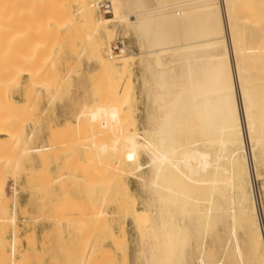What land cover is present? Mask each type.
Segmentation results:
<instances>
[{
    "label": "bare ground",
    "instance_id": "1",
    "mask_svg": "<svg viewBox=\"0 0 264 264\" xmlns=\"http://www.w3.org/2000/svg\"><path fill=\"white\" fill-rule=\"evenodd\" d=\"M4 1L0 0V150H3V145L6 142H10L5 144L7 146L17 145L20 142L18 126L20 108L18 102L15 101L17 91L12 90L13 82L21 77L26 66L30 70L26 69L24 72L29 70L26 75L32 82L36 76L37 79L39 76L45 78L44 75L48 76L49 73L47 71L49 68L46 70V66L51 60H46V56L42 53L45 48L42 44L43 40L40 39L41 37L37 39L36 36L43 26V20L41 22L40 18H37L38 15L36 17L35 13L39 11L37 8L45 4L48 5L45 8L52 10L51 12H54L55 15L57 11L52 8L53 3L47 2L51 0H21L18 2L21 6L17 4L20 9L18 8L17 20L15 19L12 28L13 30L14 27H17V30L12 34L14 37L10 34L13 42H7L10 31L6 29L7 20H2L1 17L4 16L2 14L8 15L14 10L11 9L13 7L11 6L9 9L11 13L4 11ZM53 1L56 2V0ZM75 1L79 4L76 12L79 15L78 19L88 30L86 49L96 57L97 65L105 64L110 69L119 71L116 77L131 72L133 56H125V47L123 46L122 54L117 58L113 57L111 47H109L111 42H109L108 32L113 36L114 30L119 24H122L124 29L131 30L137 44L139 45L141 42L145 50L142 61L147 72V78L145 77L147 86L144 89L147 95V102L145 101L147 124L141 134L137 131L140 136L133 135L135 138L132 136L127 139L125 145L120 148L121 152H129L135 156L143 151L148 157L147 165L144 168L138 160L131 163L132 174L136 175V179L139 178L138 181L143 187L145 186L147 195L141 210L133 205L129 214L131 215L129 218L132 220L133 217L134 220L132 221L134 224H132L135 228L140 229L137 244L138 264H182L185 262L189 232L188 226L183 221L189 218L195 221L202 236L198 246L200 257L197 262V264H202L204 262L203 241L209 228L212 227L209 223H214L215 214L216 222L230 224L229 242H233L239 263L244 264V261L236 237L237 227L245 230L246 250L253 263L264 264V225L262 229L257 208L258 198L253 189V181L260 178L257 164L260 157L264 155V0H247L241 8L244 12L239 19L235 15L240 12L238 11L240 8L236 6L239 0H107L110 3V9L113 10V17L104 18L101 16L99 19H96V14L92 11V0ZM51 5L53 6L51 7ZM15 7L16 5L13 8ZM45 8L42 6L43 10ZM65 8L69 10V7ZM36 9L37 12L27 11ZM56 9H59L57 5ZM66 12L67 10L63 12L64 15ZM12 14L10 16H13ZM130 16L134 17V21L130 20ZM260 21H262V26L258 25ZM7 23H10V19ZM11 24L13 25V22ZM77 25L79 26V24ZM22 28L27 30V33L22 35L24 40L19 35V30L22 31ZM77 28L79 30V27ZM26 30L24 31L26 32ZM53 36L55 37V35ZM49 37V40L52 39ZM77 37L79 36L77 35ZM7 43L10 44V50L13 49L11 55ZM25 49L26 51H24ZM169 50L177 52L172 53L168 61H164V55L168 54ZM12 52L16 54L14 55ZM37 73L39 74L37 75ZM52 76L50 75V77ZM142 79L144 78L142 77ZM102 100L100 102L104 103ZM123 100L125 99L123 98ZM101 103L91 106L97 115L94 119H106L110 113V107ZM119 108L117 109L120 110L121 108ZM117 109L115 113H118ZM82 123L84 130L95 131L87 137L88 141L94 135L101 139L100 136L107 137L106 135L110 133L106 120L94 121L90 116H87ZM67 130L64 131L67 132ZM2 138H6L4 139L6 142ZM30 138L31 136L27 137V142L28 139L31 141ZM109 140L110 143L107 145L111 146L110 148L105 145L107 141H104V144L88 142L78 157L94 163L98 159L97 156L101 158V154L105 151L108 153L110 150V153L114 152V157H112L115 158L118 152L116 137ZM67 141L62 142V145H68L70 148L73 142L68 144ZM27 144L25 143V146ZM19 146L17 147L19 151H16L25 159L24 163L26 164L31 163L33 155L38 154L39 156L40 154L42 157V154L53 149V146L38 148L24 146L19 148ZM65 148L69 149L67 146ZM76 154L78 153L76 152ZM70 156L72 157V155ZM43 160L46 163L49 162V159L48 161H45V158ZM1 162L2 160L0 164ZM13 162L14 169L20 172L24 163L21 164L22 166L19 163L23 161L16 158ZM3 163H5L4 160ZM3 166L6 168V165ZM42 172L45 174L44 171L40 173ZM40 175L38 174V177ZM2 181L0 177V264L7 262L14 264L17 248L15 245L19 240L12 232L9 256L7 257L3 246L6 226L3 228L2 224L15 222V206L12 207L10 216L5 182ZM213 184L216 185L214 193L207 194V190ZM64 187L66 188V186ZM262 189L264 191V187ZM195 190L203 194L200 199L193 200ZM11 192V196H15L16 190ZM257 196L259 197V195ZM65 197L61 196L59 206L68 208L72 203L71 206H76V208L74 207L75 211L78 208L81 209L78 210V213L83 211V200L81 202L77 200L82 204L79 207L76 200L67 203ZM89 203L91 204V202ZM66 204L68 206L65 207ZM94 206L97 205L94 204ZM93 212L94 210H90L86 215H84L85 212L80 215L85 227L90 229L93 228L96 221L92 220L93 214H101L100 211V214ZM119 214L118 211L115 212L117 219H119L117 217ZM101 216L99 219L102 218ZM96 226L98 227V225ZM107 233L112 234L111 231ZM110 236L108 235V237ZM111 241L114 243L113 236ZM228 249L229 247H224L223 252L226 254Z\"/></svg>",
    "mask_w": 264,
    "mask_h": 264
},
{
    "label": "rangeland",
    "instance_id": "2",
    "mask_svg": "<svg viewBox=\"0 0 264 264\" xmlns=\"http://www.w3.org/2000/svg\"><path fill=\"white\" fill-rule=\"evenodd\" d=\"M20 1L21 0H5L3 3V6L5 4V9L3 8V10L13 13H11L13 16H10L11 14L7 12L8 15H6L3 11L5 14H2V16L4 15L6 17L5 19L4 16L1 17L2 20H7V22L10 19L9 24L5 21L6 29L10 31L8 32L9 36L10 34H14L13 32L17 30V27H14L13 30L12 28L17 20V12H19L20 9L19 5L21 6L18 2ZM96 1L97 0L91 1V5H93L91 8L94 14H96V19H99L102 15H99L96 10L94 5ZM239 1L236 3V6L240 8L238 10L240 12L235 14L237 19H239L242 12H244L241 8L246 4L247 0ZM10 2H14V4L11 5ZM47 2L53 3L54 6L51 5V7L53 6L52 8H54L55 11L57 10L56 15L54 12H51L52 10H48L49 8L46 9L45 7L48 5L46 6L45 4H42L43 8H45L44 10L42 6H40L37 8L39 11L37 9L27 11L30 13L38 11L40 15L38 12L35 13L36 17L38 15L37 18H40L39 20H41V22L43 20V26L39 30L40 33H36V36L38 37L37 39L41 37L40 39L43 40L42 44L45 48L42 53L46 56V60H51L48 64L49 66H46V70L47 68L50 70H47L49 73L47 74L48 76L44 75L45 78L39 76V78H43H40L41 80L39 78L37 79L35 73L36 77L32 82L26 75L30 70L29 67L26 66L27 68L25 67L24 71H26V69L29 70H27V72L23 71L21 77L18 78L19 80L16 79V81L13 82L14 85L12 86V90L17 91L15 101L18 102V107L20 108V121L18 122L20 128V142L17 145L12 144V146H15L13 148L10 144V148L9 145H5L7 142L4 139L6 138H2L6 143L3 145V150H0V154H2L0 155V161L2 160L3 162L4 160L5 162L3 164L1 162L0 166L6 165V168L5 166H3L2 169V166L0 167L1 174L3 173L2 175L0 174V177L1 180L5 182L2 181L5 187L6 199H8L10 216L12 207L15 206V222L12 224H2L3 228L6 226L5 242H3L5 255L7 257L9 256L11 234L14 232L16 239L19 240L15 245L17 248L14 264H138L137 244L140 229L135 228L132 222L134 221L133 217L131 220L129 218L131 215L129 214L132 211L133 205L141 210L143 204L146 202L147 195L144 189L145 186L143 187L138 181L139 178L136 179V175L132 174L131 163L138 160L144 168L147 165L148 157L143 151L135 156L129 152H121L120 148L124 146L125 141L132 138L133 135H135V137L140 136L137 131L141 134L142 129L147 124V95L144 92L147 86V79L145 80V77L147 78V72L145 71V66L142 61L145 50L141 42L139 45L137 44L132 31L124 29V27L121 26L122 24L116 26L113 36L109 35V29L107 28L108 37L110 36L109 42H111L109 43V47L112 49V46L117 41H120L122 48L123 46L125 47V56L129 55L134 58L131 72L116 77L119 71L110 69L105 64L97 65L95 63L96 57L87 51L86 47L88 44H86V42L88 39L86 36L88 35V30L87 27H84L82 21L78 19L79 15L76 12L79 4H77L75 0H56L57 3L53 0ZM14 5H16V7L18 6V11L15 9L16 7L13 8ZM56 5L59 9H56ZM66 6L67 8L69 7L70 11L65 8ZM10 7L14 11L9 10ZM238 7L236 8L238 9ZM64 9L67 10V17L63 13L65 11ZM48 13L50 14L49 16ZM102 17L112 18L113 10L110 9V16ZM130 20L134 21V17L130 16ZM12 22L13 25L11 24ZM261 22L262 21H260L258 25L260 24V26H262ZM76 23L79 24V26ZM256 24L257 23H255V25ZM77 27H79V30ZM24 30L26 29L22 31L19 30V35H21L22 40H24L22 35L27 33V30L26 32ZM53 35H55V37ZM77 35L79 37H77ZM49 36L52 37V39L49 40ZM10 37H7V42H13L12 37H14V35ZM26 40L28 41V39ZM7 44L9 47L8 51L11 55L13 49L10 50V44ZM26 49L24 51H26ZM13 52L12 54H14ZM167 52L169 56L167 57L168 54L165 53L164 61H168L172 53L175 54L177 51L169 50ZM113 57L117 58L115 55H113ZM11 58L13 59V57ZM39 71L40 69L38 72ZM50 73H52L53 76ZM38 74L39 73H37V75ZM143 74H146V76ZM50 75L52 77H50ZM54 75L56 76L54 77ZM142 77L144 79H142ZM97 92L98 94H96ZM97 96L101 97V99ZM123 98L125 100H123ZM101 100L104 103H101ZM98 102L110 107V113L106 119H94L97 115L91 106L100 104ZM116 109L118 113H115ZM87 116H90L91 120L94 121L106 120L110 130V133L106 135L107 137L100 136L101 139H99L97 135H94L90 141L87 140V137L95 132L94 130L86 131L82 128V122ZM66 124L69 125L67 126ZM69 126H71V128H69ZM64 130H67V132ZM29 136H31L30 140L32 142L29 141V139L27 142V137ZM113 137H116V147L118 150L115 158H113L114 152L110 153V150L108 153L105 151V153L101 154V158L97 156L98 159H96L94 163L89 162L90 160L88 159L85 160V162L83 158L78 157L80 156L79 154H81V150L83 151L86 148L88 142H99L104 144L107 141L105 144L107 145L110 143L109 139L113 140ZM66 141L68 144H70V142L77 144L74 145L72 143L70 148L66 145L67 149H70L66 150V146L62 145V142ZM25 143L28 144L25 146ZM111 144L113 145L112 142ZM18 146L19 148H23V146L26 148L53 146V149L49 152H45L44 155L46 156L43 154L42 157L40 154L39 156L38 154L33 155L31 163L26 164L24 163L25 159L20 156L18 152ZM108 147L110 148L111 146ZM108 147L107 149H109ZM5 149L6 151H4ZM76 152L78 154H76ZM70 155H72L73 158ZM46 157L49 159L47 163L43 160L45 158V161H48ZM261 157L257 164V172L260 178L253 181V189L255 190V196L259 199H257L258 214L263 215L264 221V191L262 189L264 187V155ZM16 158H20V160L23 161L19 163L20 166L24 163L25 168H22L24 169L23 171L21 169L19 172L14 169L13 161ZM68 161H70V163H68ZM41 168L42 170H40ZM13 170H15L16 173L13 172ZM32 171L34 172L32 173ZM41 171H44L45 174H43V172L40 173ZM38 174H42L43 177L42 175L38 177ZM31 175L33 178L30 177ZM64 186H66V188ZM14 189L16 190V194L12 197L11 191ZM215 189L216 185H210L207 194L214 193ZM63 195H68L69 198ZM75 195L77 196L75 197ZM202 195L203 194L198 192V190H195L193 200L200 199ZM257 195H259V197ZM61 196L65 197V199L67 198V203L69 201L78 200L81 202V200H83V211L78 213L79 208L75 211L74 209L76 206H71L72 203H70L71 205L69 206L67 204L65 205V207L68 206V208L59 206ZM78 201L76 204L78 206L82 205ZM89 202H91V204ZM73 203L75 204V202ZM94 204L97 206H94ZM89 209L91 211L94 210L93 213H99L100 211L102 214V216L100 213V215L95 214L96 216L93 214V222L95 220L97 221L99 216L102 218L98 220V223L95 221L91 229L85 227L82 216H80L84 212V215H86L87 212L90 211ZM116 211L122 215V217L120 214L117 216L119 219L121 218L120 221L115 217ZM126 213L127 216H125ZM65 218H67V220H65ZM214 218H216V214ZM214 218L213 222L215 224L212 222L209 223L212 227L209 228L203 241L202 249L204 250V262L202 264H240L237 254L234 251L233 242H229L230 224L216 222ZM100 220L103 221L100 222ZM183 222L188 226L189 242L185 249V262L182 264H194V262L197 264L198 258L200 257L198 246L201 243L202 236L199 227L192 218L185 219ZM122 223L124 224L122 225ZM95 224L98 225V227ZM121 225L123 226L122 228ZM110 226L112 229H110ZM237 230L236 237L241 247L244 264H254L250 254L246 250L247 236L245 230L242 228L240 229V227H237ZM110 231L112 234L107 233ZM108 235L111 236L108 237ZM112 236L114 243L111 241ZM224 247H229L226 254L223 252ZM6 264H8V262Z\"/></svg>",
    "mask_w": 264,
    "mask_h": 264
},
{
    "label": "built area",
    "instance_id": "3",
    "mask_svg": "<svg viewBox=\"0 0 264 264\" xmlns=\"http://www.w3.org/2000/svg\"><path fill=\"white\" fill-rule=\"evenodd\" d=\"M95 7L99 15L110 16V3L107 0H97L95 2ZM123 49L120 41H117L111 49V53L115 56L121 55ZM260 223L263 227V215H259Z\"/></svg>",
    "mask_w": 264,
    "mask_h": 264
}]
</instances>
